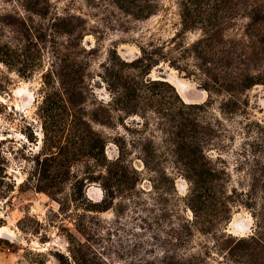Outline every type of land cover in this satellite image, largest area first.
<instances>
[{"label":"rangeland","instance_id":"1","mask_svg":"<svg viewBox=\"0 0 264 264\" xmlns=\"http://www.w3.org/2000/svg\"><path fill=\"white\" fill-rule=\"evenodd\" d=\"M0 264H264V0H0Z\"/></svg>","mask_w":264,"mask_h":264}]
</instances>
